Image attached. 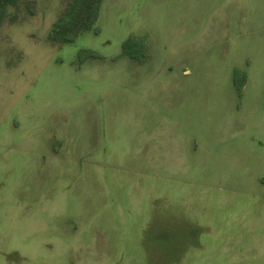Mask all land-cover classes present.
Segmentation results:
<instances>
[{
	"label": "rangeland",
	"instance_id": "1",
	"mask_svg": "<svg viewBox=\"0 0 264 264\" xmlns=\"http://www.w3.org/2000/svg\"><path fill=\"white\" fill-rule=\"evenodd\" d=\"M77 4L0 24V264H264V0Z\"/></svg>",
	"mask_w": 264,
	"mask_h": 264
},
{
	"label": "trees",
	"instance_id": "2",
	"mask_svg": "<svg viewBox=\"0 0 264 264\" xmlns=\"http://www.w3.org/2000/svg\"><path fill=\"white\" fill-rule=\"evenodd\" d=\"M15 0H0V24L5 19L8 8L13 6ZM99 0H76L77 6L75 7L76 15L80 16L81 19L83 17L92 18L95 15V8ZM61 24H55L52 30V35L54 41H58L59 43L70 42V32L68 29V25L64 24V22H60ZM145 47L143 44L135 38L129 37L122 44V52L129 59L143 61L145 58ZM95 54L93 52H89L83 54L81 56V61L88 57H94ZM245 81V73L235 69L233 72V83L236 87V90L240 93L242 91V86Z\"/></svg>",
	"mask_w": 264,
	"mask_h": 264
}]
</instances>
